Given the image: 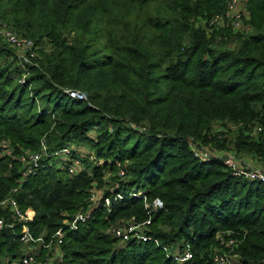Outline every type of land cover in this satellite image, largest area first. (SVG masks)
I'll return each mask as SVG.
<instances>
[{"label": "trees", "instance_id": "1", "mask_svg": "<svg viewBox=\"0 0 264 264\" xmlns=\"http://www.w3.org/2000/svg\"><path fill=\"white\" fill-rule=\"evenodd\" d=\"M226 2L0 0V22L32 42L18 63L0 39V141L13 148L0 152V199L14 198L33 235L45 239L91 210L65 232L63 264H178L161 247L186 244L185 264H213L229 238L239 264H264V182L193 151L222 148L213 127L230 123L238 127L236 151L264 161V0L244 1L242 31L210 23ZM79 143L93 156L81 157L76 171H68L74 148L51 162ZM42 148L39 169L23 176L28 165L19 155ZM116 193L123 197L112 200ZM155 198L161 207L153 209ZM0 215L14 222L0 231V264H19L20 223ZM148 217L158 245L106 232Z\"/></svg>", "mask_w": 264, "mask_h": 264}, {"label": "built area", "instance_id": "2", "mask_svg": "<svg viewBox=\"0 0 264 264\" xmlns=\"http://www.w3.org/2000/svg\"><path fill=\"white\" fill-rule=\"evenodd\" d=\"M235 1L232 0V2H228L227 4V10L232 11ZM230 11V12H231ZM233 24L237 26L240 21V14L235 13L232 18ZM217 16L212 20V22H217ZM5 39L8 41V43L11 44H18L23 45L24 47L30 48L32 47V42L27 39H19L15 36V34L9 30H5L3 33ZM68 94L76 99L86 100V95L83 92H76V91H67ZM260 130V128H258ZM194 151V150H193ZM195 156L200 158L201 160H207L206 153H200L198 151H194ZM21 161L24 163H27L26 171L23 172V176L31 175L34 173L35 170L39 169V154H32L29 157H20ZM224 163V162H223ZM226 164V165H225ZM226 167H228L233 175L244 177L248 180H258L261 182H264V175L261 174L258 171H241L238 170L234 163L231 162L230 159L226 160V163H224ZM118 166V176L124 175L123 168L117 163ZM80 167V160L75 159L72 160L71 166H69L68 171L69 173H73L76 171V169ZM16 189H14L15 191ZM95 192H91V200L98 201L99 197L95 196ZM133 196H139L140 194L132 193ZM123 196L121 194H114L112 197V200L121 199ZM103 206L109 207L111 203L110 197H102ZM95 206V205H94ZM146 206V205H145ZM148 206V205H147ZM151 207L153 209L161 207V202L159 199L155 198L152 201ZM0 210L7 211L11 218L15 221H18L20 223L19 227V234H16L14 236V239L18 240L22 245V251L17 257V261L19 264H38L37 262V254L36 250L38 248L42 250L51 249V247L54 245L58 250L48 259V261L45 264H62L63 262V252L60 250V246L63 243L64 235L67 230H75L77 229L78 225L80 223H84L91 215V210L87 209L84 211H78L75 214L72 215L70 220L64 221V226L57 228L47 239L41 237V236H35L33 235L29 225L26 223L23 213L17 203V201L12 197H4L0 199ZM151 220L150 217L142 220V221H135L132 218L129 220H126L121 225L114 227L111 229L110 233L117 239L121 241H141V242H153L154 244L158 245L159 242L156 238H153L145 229L150 225ZM14 222L9 221L8 218H6L3 215H0V231H2L5 228L13 229ZM221 244L224 245V247L227 250H222L219 252H215L212 262L213 264H231L230 260L227 256V253L229 249H233L236 247L237 241L235 239L229 238L227 240H224L221 242ZM51 246V247H50ZM165 252H167L168 256L175 261L178 264H185L189 262L192 259V252L190 251L189 245L186 244L184 248L178 249V248H168L165 246L161 247Z\"/></svg>", "mask_w": 264, "mask_h": 264}, {"label": "rangeland", "instance_id": "3", "mask_svg": "<svg viewBox=\"0 0 264 264\" xmlns=\"http://www.w3.org/2000/svg\"><path fill=\"white\" fill-rule=\"evenodd\" d=\"M232 2V0H227L226 2V6L224 11L219 14L217 16L218 21L216 23H212L210 22L212 25H216L217 27H222V28H226V27H231V29H233L234 31H242L245 30L247 28V26H245L244 21L245 18L247 17V13H246V9L244 6V1L245 0H234L235 2L233 3V10L230 12L227 10V4L228 2ZM235 13H239L240 14V21L239 24L237 26H235L233 24V15H235ZM202 22V21H201ZM212 27V26H211ZM5 30H9L11 31V29L6 25V23H1L0 22V39L2 40V42H4L5 44H7L9 47H11L14 57L15 59L18 61V63L22 62H27L26 59V52H28L30 48L24 47L23 45H18V44H11L8 43V41L5 39L3 33ZM13 32V31H11ZM14 33V32H13ZM15 34V33H14ZM16 37L17 34H15ZM20 40L24 39L22 37H18ZM15 59L10 58V60L15 61ZM20 65V64H19ZM237 126H234L230 123L226 124L225 126L220 124V123H216L213 127V131L216 133H219L218 136V140L221 143H224L225 145L222 148H217L216 146V142H214L211 145H201V147H197L194 148V151H198L200 153H206V159L208 160H216L218 159L219 161H223L224 163H226V160L230 159L232 163H234L235 167L238 170H241L243 172L245 171H258L261 174L264 175V161L261 159V157H259L258 155L252 154V153H248V152H238L236 151V149L233 146V141L237 135ZM260 130H258V128H253L251 135L255 136L257 135V133ZM93 133V131H91V134ZM224 140V141H223ZM199 144V143H197ZM9 146V151L6 150V154L11 155V152L13 150V148L10 146V143L7 140H2L0 141V152L3 153V151H5V147ZM195 145H192V147ZM199 146V145H198ZM77 147V149H76ZM76 150V155L73 158V160L75 159H79L81 157H83L84 155H90V159L93 156V151L90 149V147H88L87 145H85L84 143H79L76 146H72V148L67 147L64 148L62 151H59L56 156L55 159L52 160V163H55L56 165L60 163L61 160L59 159H66L69 155V151L70 149ZM41 150V151H40ZM40 150H24L19 157H29L32 154H39L41 157V154H43V148ZM226 165V164H225ZM108 175L104 178L105 180H109L108 179ZM109 186V185H108ZM106 187V186H105ZM94 192L96 193L95 196L99 197L101 192H102V188L100 189H94ZM145 205L147 206L148 203L145 202ZM126 220H122L121 222H118L116 224H112L110 225V227H108L106 229V232L111 231V229H113L116 226L121 225L123 222H125ZM148 227L145 229V231H147ZM51 247V246H50ZM235 248L233 249H229L227 253V256L230 260L231 264H239L238 262V258L235 254ZM58 250V248H56V246H52L51 249H45L42 250L40 248H38L36 250V254H37V262L38 264H45L48 259ZM60 250L62 251V248H60ZM63 252V251H62ZM15 263V262H14ZM63 264V262H62Z\"/></svg>", "mask_w": 264, "mask_h": 264}]
</instances>
